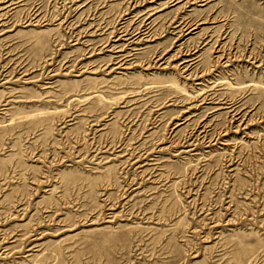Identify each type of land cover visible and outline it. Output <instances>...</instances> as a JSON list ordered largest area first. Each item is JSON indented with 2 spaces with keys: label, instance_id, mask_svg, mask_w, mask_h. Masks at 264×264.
Returning a JSON list of instances; mask_svg holds the SVG:
<instances>
[{
  "label": "rangeland",
  "instance_id": "1",
  "mask_svg": "<svg viewBox=\"0 0 264 264\" xmlns=\"http://www.w3.org/2000/svg\"><path fill=\"white\" fill-rule=\"evenodd\" d=\"M0 264H264V0H0Z\"/></svg>",
  "mask_w": 264,
  "mask_h": 264
}]
</instances>
